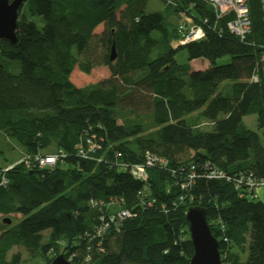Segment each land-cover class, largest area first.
Instances as JSON below:
<instances>
[{
  "label": "trees",
  "instance_id": "trees-1",
  "mask_svg": "<svg viewBox=\"0 0 264 264\" xmlns=\"http://www.w3.org/2000/svg\"><path fill=\"white\" fill-rule=\"evenodd\" d=\"M25 2L17 41L0 38V131L23 148L0 184V264L20 263V252L8 259L14 247L46 264L60 253L79 264H189V206L206 209L222 264H264V200L209 175L217 169L264 178V143L244 123L255 114L264 129L261 1L248 0L252 29L240 40L227 27L231 16H218L207 1L174 0L168 5L175 15L185 11L205 32L175 47L177 25L170 28L161 11L147 12L148 0ZM34 15L42 17L41 29ZM180 50L186 63L177 60ZM225 56L230 61L218 64ZM3 58L19 60L20 72L8 71ZM198 58L209 66L192 69ZM102 65L110 75L96 83L78 87L70 79L76 67L90 74ZM127 104L148 108L150 123L137 113L119 123L118 110L134 112ZM206 124L212 129L195 131ZM87 138L100 148L85 158L77 144ZM56 153L62 155L53 167L19 162ZM148 153L165 162L143 181L125 166ZM113 198L135 215L98 236L101 218L116 208L100 202Z\"/></svg>",
  "mask_w": 264,
  "mask_h": 264
},
{
  "label": "built area",
  "instance_id": "built-area-1",
  "mask_svg": "<svg viewBox=\"0 0 264 264\" xmlns=\"http://www.w3.org/2000/svg\"><path fill=\"white\" fill-rule=\"evenodd\" d=\"M168 4H175L174 0H164ZM207 1L216 11L218 16L230 15L231 18L227 22L228 29L235 34L240 40H244L251 33V18L250 10L248 5V0H205ZM263 9V20H264V0H260ZM179 16L182 17L180 22L177 24V30L179 33V39L182 43H188L190 41L200 40L205 37V32L203 28L194 23L192 16L188 15L185 11H181ZM261 65L264 76V51L261 55ZM251 80L258 81L259 76L253 74ZM100 145L96 142L94 138H87L85 142H80L77 144L78 154L82 157H88L92 152ZM62 155V154H61ZM60 153L47 154L35 156H25L19 160V162L24 161L26 164L38 163L40 167H53L61 157ZM120 156L121 154L118 153ZM165 162L163 159L157 157L156 155L147 154L145 161L141 163H135L132 165H126V169L132 173L138 179L143 181L148 179V170L155 164ZM14 164H10L3 167L0 170V184L6 185L7 178L4 176V172L11 169ZM193 170V167H192ZM191 171V170H190ZM209 175H214L220 178H225L228 181H233L237 187L244 186L247 190L257 191L261 186H264V178H257L252 173H240L238 177H232L227 175L224 171L213 169ZM196 177L195 172H190L187 176L188 181H192ZM189 184V183H188ZM188 184H183L181 187L184 188ZM257 194V193H256ZM182 198V197H181ZM96 205L97 203H92ZM100 204L105 205L107 208L116 206L113 210H110L106 216L101 218L102 222L97 230V235L102 236L104 232L109 229L116 228L119 229L121 223L134 216L135 213L131 209L122 207V200L118 198L111 199L108 203L100 202ZM220 230L224 232L225 225L222 223L219 225ZM70 260V259H69ZM71 261V260H70Z\"/></svg>",
  "mask_w": 264,
  "mask_h": 264
},
{
  "label": "rangeland",
  "instance_id": "rangeland-1",
  "mask_svg": "<svg viewBox=\"0 0 264 264\" xmlns=\"http://www.w3.org/2000/svg\"><path fill=\"white\" fill-rule=\"evenodd\" d=\"M23 8L27 9V4L26 2H24L23 4ZM146 11L147 12H155V11H161L167 18V25L170 26V28L174 25V24H178L180 22V20L182 19V17L178 16L176 18L175 13L173 12V7L171 5H168V3H166L164 0H148L147 6H146ZM30 19H32L33 21H35L37 27L39 29H41L44 26V21L42 19L41 16L39 15H34L31 16ZM103 26L100 25L97 29L96 32L100 33L102 31ZM173 44H179L180 43V39H174L172 40ZM187 51L186 50H180L177 54V60L180 63H186L187 62ZM230 61V57L229 56H225L222 57L220 59H218V64H223V63H227ZM2 63L4 64L5 68L12 72V73H19L20 69H21V64L19 60L16 59H9V58H3L2 59ZM202 67V66H200ZM110 75L109 69L107 66H98L95 67L90 74H86L84 72H82L78 67H76L74 69V71L72 72L70 79L71 81L78 87H85L91 83H96L104 78H107ZM126 109L131 108L134 110V112L132 114H129L126 110H118V121L119 123H122L125 119H127L126 117H132V119L136 118L134 115L137 113L140 115V118L144 121L145 124H149L150 123V118H149V113L150 110L148 108H145L144 105H140L139 107L135 106L133 107V105L131 104H127L125 105ZM244 123L246 124L247 127L254 129L256 131L259 132L262 142L264 143V129H258L257 127V116L255 114L253 115H247L244 117ZM212 129V126H210L209 124L203 125L199 128H196V132H200L203 130H210ZM16 141L14 139H9L7 145H5L6 147V154H12L15 153L16 150ZM0 156H3L2 154ZM4 159V158H3ZM262 192V196L261 198L264 199V186H261V190L260 193ZM261 195V194H260ZM12 217L14 216H18L19 215H11ZM15 218V217H14ZM3 220V216L0 214V227L1 224L4 223L2 222ZM16 252H20L22 257H21V261L18 264H46V260L44 259L43 256L41 255H37L34 257H31L28 252L21 248V247H15L14 249H12L9 254H8V259L12 258V255ZM244 255V254H243ZM247 258V253L245 254V256H243V260H246Z\"/></svg>",
  "mask_w": 264,
  "mask_h": 264
},
{
  "label": "water",
  "instance_id": "water-1",
  "mask_svg": "<svg viewBox=\"0 0 264 264\" xmlns=\"http://www.w3.org/2000/svg\"><path fill=\"white\" fill-rule=\"evenodd\" d=\"M25 0H0V38L13 43L17 41L16 28L19 11ZM116 58L115 46L111 47L110 60ZM193 245L189 264H222L219 242L211 232L207 211L201 206H189L185 212ZM6 222L10 220L4 219ZM50 264H79L67 259L64 254L56 255Z\"/></svg>",
  "mask_w": 264,
  "mask_h": 264
},
{
  "label": "crops",
  "instance_id": "crops-1",
  "mask_svg": "<svg viewBox=\"0 0 264 264\" xmlns=\"http://www.w3.org/2000/svg\"><path fill=\"white\" fill-rule=\"evenodd\" d=\"M176 18H177V16H176ZM172 45L175 47L177 44L174 45L173 42H172ZM190 65H191L192 69H205V68H207L209 66V61L206 60V59H203V58L193 59V60L190 61ZM200 66H202V67H200ZM8 140H9V138L2 131H0V155L1 154L3 155V156H0V166H5L7 164L16 162L21 157V155L23 154V148H21L20 146H18L16 144L15 153L7 155L6 154L7 150H6L5 145H7ZM260 190H261V188H259L257 190V197L259 199H261V200H264V199L261 198L262 192L260 193Z\"/></svg>",
  "mask_w": 264,
  "mask_h": 264
}]
</instances>
